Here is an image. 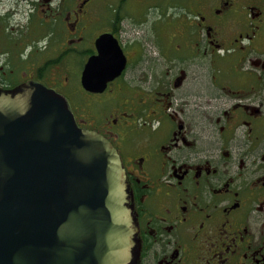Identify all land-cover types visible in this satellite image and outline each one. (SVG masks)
I'll use <instances>...</instances> for the list:
<instances>
[{"label":"flooded vegetation","instance_id":"obj_1","mask_svg":"<svg viewBox=\"0 0 264 264\" xmlns=\"http://www.w3.org/2000/svg\"><path fill=\"white\" fill-rule=\"evenodd\" d=\"M115 42L121 74L85 91ZM33 84L118 151L133 264H264V0H0V91Z\"/></svg>","mask_w":264,"mask_h":264},{"label":"water","instance_id":"obj_2","mask_svg":"<svg viewBox=\"0 0 264 264\" xmlns=\"http://www.w3.org/2000/svg\"><path fill=\"white\" fill-rule=\"evenodd\" d=\"M124 65L115 42L88 60L81 86L102 92ZM136 234L112 143L43 85L0 91V264H133Z\"/></svg>","mask_w":264,"mask_h":264},{"label":"rangeland","instance_id":"obj_3","mask_svg":"<svg viewBox=\"0 0 264 264\" xmlns=\"http://www.w3.org/2000/svg\"><path fill=\"white\" fill-rule=\"evenodd\" d=\"M81 66H82V62H76L75 68H76L77 72L80 70ZM78 77H79V74H72L73 83L71 82L72 83L71 87H72V89L75 90L78 97H81V93H79V91H78L79 90L78 89Z\"/></svg>","mask_w":264,"mask_h":264}]
</instances>
